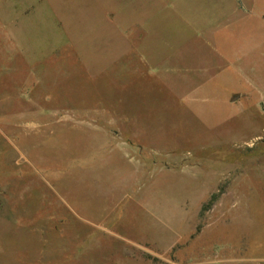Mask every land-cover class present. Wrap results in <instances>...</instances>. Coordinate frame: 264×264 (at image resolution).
I'll use <instances>...</instances> for the list:
<instances>
[{"label": "rangeland", "instance_id": "374dc122", "mask_svg": "<svg viewBox=\"0 0 264 264\" xmlns=\"http://www.w3.org/2000/svg\"><path fill=\"white\" fill-rule=\"evenodd\" d=\"M119 4L0 0V245L24 264H264V89L242 75L264 88V29L232 36L230 82L178 88L117 54L100 15ZM156 37L145 55L168 54Z\"/></svg>", "mask_w": 264, "mask_h": 264}, {"label": "crops", "instance_id": "0c3cea01", "mask_svg": "<svg viewBox=\"0 0 264 264\" xmlns=\"http://www.w3.org/2000/svg\"><path fill=\"white\" fill-rule=\"evenodd\" d=\"M119 2L113 13L100 15L105 18L106 23L111 24L122 40H126V37L128 39L127 42L124 41L128 51L120 52L119 45L114 44L117 54L121 57L141 56L139 60L148 66L158 64L171 66L173 68L171 74L174 75L173 80H177L178 88L183 84L182 80L190 82L194 80L195 73L209 74V70L218 75H214L215 77L224 78L225 83L230 82L231 76L227 75L229 70L226 66L233 63L231 60L236 56L233 49L238 47L232 43V36L239 31L241 37L255 31L258 34L264 29V0H119ZM154 34L157 40H160L159 46L169 50L168 54L163 51L162 54L160 52L145 55L146 43L148 48V42L155 37ZM161 35L164 37L161 38ZM246 40H249L248 37ZM255 49V42H249L240 57L242 62L255 64ZM149 58L160 60L150 64L147 62ZM195 66L198 68L195 69ZM150 72L151 75L158 76L157 70ZM167 73H170L168 69ZM242 75L253 89L257 91L264 89L260 84L253 82L248 71ZM237 90L230 95L229 102L235 94L242 98H249L251 95L250 89L245 86L238 87ZM258 94L264 98L263 91ZM2 247L0 245V252L5 248ZM9 247L4 249L7 251L6 255L0 254V264L9 262L24 264L23 259L19 258L20 252L23 255V247L18 245Z\"/></svg>", "mask_w": 264, "mask_h": 264}]
</instances>
